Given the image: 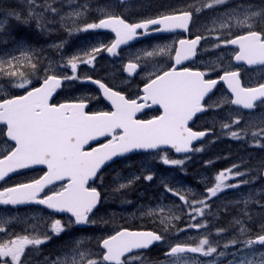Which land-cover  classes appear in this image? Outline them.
I'll use <instances>...</instances> for the list:
<instances>
[{
	"label": "snow or ice",
	"instance_id": "1",
	"mask_svg": "<svg viewBox=\"0 0 264 264\" xmlns=\"http://www.w3.org/2000/svg\"><path fill=\"white\" fill-rule=\"evenodd\" d=\"M27 2L30 8L29 18L35 20L37 28L42 30L45 27L43 13L35 11L34 8V6H41L36 5L35 0H27ZM227 2L228 0H210L209 3L204 4V8L214 9ZM44 7L53 13L56 12L51 5H44ZM253 7L252 5L241 6L242 10L231 9L220 13L213 21V24H218V27L210 29L220 33L214 37L218 43L213 47L235 46L238 49L234 52L235 61H244L248 65H264V27H260V23H264V8L257 11L253 10ZM201 11V8H195L196 13ZM9 14L15 16L17 20L21 19L20 14L16 12ZM82 14L77 11L71 15L79 17ZM101 14L103 18L97 22L87 23L82 28H76L75 31L111 30L115 33V39L109 45L99 42L98 47L91 46L90 49L83 50L82 55L69 57L65 65L70 66L73 75L46 74L39 87H30L31 81L24 73L11 71L15 66L13 62L20 58L35 69V64L31 63L33 57L30 51H22L20 58L13 56L8 59L7 68L4 67L5 61L0 60V75L20 77L22 82L15 84L14 87L25 89L24 95L0 98V123L5 126L4 129H0V133L8 143V147L0 151V181L19 169L33 165L47 167V171L39 179L0 190V205L36 203L56 212L69 213L71 219L66 224L60 219L51 221V233L57 236L73 225L96 223L91 220L90 214L99 203L101 194L96 187L90 186L89 182L98 178L102 169L114 162V158L123 157L135 150H159L161 146H169L175 152L184 153L186 156L193 151H202L201 148H192V142L207 135V131H193L188 124L198 113L212 107L211 105L205 107V98L218 83L223 82L227 85L234 97L230 101L233 105L251 110L256 107L257 102L264 104V83H259L255 87H245L240 82L238 71L225 70L221 67L219 73L222 74L217 73L218 79H207L210 71H216L215 67L210 71L177 67L182 61L189 60L196 54L197 45L202 39L211 38L201 35H196L191 40H179L172 66L169 70L151 73L141 89L143 95L136 99H129L120 91H113L102 81L87 77L89 82L98 86L102 96L110 101L111 111H86L85 100L91 99L90 97L82 98L78 102L51 103L53 94L61 87L63 81L79 79L75 75L78 64L94 65L95 58L101 51L117 55V49L122 45H127L129 41L149 34L150 26L153 32L187 30L193 12L177 9L172 14H161L156 18L132 23L122 16L108 14L103 10ZM24 22L27 23V21ZM234 29L242 34H236ZM54 47L60 49L63 48V44L54 45ZM169 51L168 46H159L153 51H146L144 56L152 57ZM139 60L140 57H137V62H128L124 71L129 75L136 73L141 68ZM153 105L159 106L162 110L160 115L148 120L137 119L138 113ZM239 123V119L232 121L233 125H239ZM231 126L224 124L222 128L230 129ZM229 135L234 139L242 138L239 131H230ZM251 136L255 142L254 146L264 147L261 143L264 141V128L252 132ZM99 137H104L107 142L99 144L98 147H91L89 142L97 141ZM86 145H89L90 150H85ZM160 160L163 164L171 166H183L185 163V160L171 159L167 154L161 155ZM239 167V165H233L216 174L214 186L207 187L205 198L200 200L189 201L186 194L165 185L167 192L177 196L187 205L188 215L193 221L185 228L178 229V232L208 227L206 220L203 223L199 220L210 211L212 198L225 190L239 188L250 182L238 179L248 175L246 172L239 171ZM144 178L151 181L153 176L149 174ZM230 180L237 182L229 183ZM56 181H65V183L61 184L58 190L41 197L45 188ZM132 183L133 180L129 179L127 183L119 184V189H125ZM243 203L246 207L248 200ZM261 207H264V204ZM154 212L155 210H149L148 214L152 215ZM243 215H247V212L245 211ZM161 216L163 233L130 231L122 228L114 235H109L98 242L100 253L81 250L82 241L77 240L76 246L71 250V256H66L63 260L57 259L53 264H139L142 257L135 255V250H146L157 242H164L165 233L173 226L172 221L179 219L174 216L164 217L162 209ZM0 223L5 222L0 221ZM234 223L239 225L240 236L248 234L241 220L236 219ZM223 231L225 230L218 229L217 235ZM261 233L254 239L233 238L222 246L225 251L219 252L220 246H213L207 236L199 239L196 246L176 243L169 247L166 256L177 258L176 264H179L178 254L186 253H198L203 257H212L213 254H217V258L228 255L232 257L228 264H264V252H259L257 256L253 247L255 245L264 247V226L261 227ZM13 235L15 238L0 242V264H22L21 257L26 247L39 246L51 239L48 234H44L42 238L38 235ZM229 248H234L236 251L227 252ZM246 249L247 254H245ZM210 264H215V261H211Z\"/></svg>",
	"mask_w": 264,
	"mask_h": 264
},
{
	"label": "flooded vegetation",
	"instance_id": "2",
	"mask_svg": "<svg viewBox=\"0 0 264 264\" xmlns=\"http://www.w3.org/2000/svg\"><path fill=\"white\" fill-rule=\"evenodd\" d=\"M209 2L210 0H125V2L122 3L121 0H90V4L87 5V7H80L83 14L80 16V19L76 22V24H74V27L69 28L70 30L75 31L76 28H82L87 23L97 22L100 18H103L101 10L108 14L122 16L130 23L149 18H156L161 14H172L177 9L192 11L193 15L187 30L177 29L172 32H153L151 31L150 26L149 34L140 36L133 41H129L127 45H123L117 49V55H111L106 51H101L96 56L94 65H88L85 63L78 64L75 75H77L79 79L74 80L76 81V84L68 83V85L66 82H71V80L63 81L60 89L53 94L50 102L54 104L78 102L82 98L90 97L91 99L85 100V103L87 104L85 109L86 111H111V103L105 100L101 92L98 90V86L89 82L87 77H91L92 80L102 81L107 86L111 87L113 91H120L129 99H136L137 97L143 95L141 89L143 88V84L147 82V78L151 73L158 72L160 70L166 71L172 66L174 63L175 49L179 47V40H191L194 39L196 35L211 38L202 39L197 45L196 54L189 60L182 61L181 65L177 66L178 68L187 67L192 70L210 71L213 67H215L216 71H210V75L206 78L218 79L217 73H219V69L222 67L225 70L238 71L243 82H246V72H264V66L250 69L245 63H235L233 56L234 52L238 50L235 46L227 48H214L213 45L218 43L214 37L220 33L217 31H210V29L218 27V24L214 25L213 21L217 19L220 13L231 9L242 10L241 6L247 7L248 5L254 6L253 10L258 11L260 8H264V0H228L225 5L217 6L214 9L204 8V4ZM195 8H201L202 11L196 13ZM260 27H264V23H260ZM234 31L236 30L234 29ZM236 34H242V32L236 31ZM75 37H87L91 40L94 46L98 47L99 42L109 45L115 39V33L111 30L101 29L88 32H78ZM159 46H168L170 51L168 53L158 54L152 57L144 56L146 51H153V49H156ZM137 57H140L139 63L141 68L138 69L136 73L129 75L126 71H124V68L130 61L137 62ZM226 60L231 62L230 66L224 64V61ZM58 66V71L48 72L47 75H68L65 72H70V75H73L70 66H66L63 62H58ZM42 80L43 78L41 81ZM259 83H264V79L253 84H249L248 86H255ZM30 87H39V83L37 82L36 84H31ZM223 90V84L219 83L215 92L205 99V107L207 108L209 105L212 107L205 111V113H202L195 118L192 125L193 129H204L206 131H210L209 136H218L215 135V130L213 129L214 127L208 125L207 115L214 112L213 104L216 102L219 93ZM12 92L13 93L7 98L24 95L25 89L18 88ZM160 113L161 110L158 106L149 107L137 114V119L148 120L154 116L160 115ZM4 128V125H0V129ZM0 142L2 144V149H6L8 147L6 138L2 133H0ZM106 142L107 140L104 137H99L97 141L89 142V145L91 147H98L99 144ZM89 145L85 146V150H90ZM158 152L159 151L154 153L135 154L116 160L112 164L105 166L99 173L98 178H94V181L89 182L90 186L96 187L101 194L99 203L93 210V213L90 214L91 220L96 221L95 224L90 223L87 225H73L71 228H68L65 232L57 236L51 233V221L60 219L66 224L71 219V215L69 213L56 212L55 210L48 209L46 206L40 205L22 207L0 206V213L24 211L38 212L43 216V228L34 230L30 234H17L13 231L12 233L7 231L9 236L4 240H0V242H7L9 239L15 238L13 234L19 236L38 235L41 238L44 234H48L51 236V239L47 242L35 247H26L25 253L21 257V261L22 264H53V262L57 259L63 260L66 256H71V250L76 246L77 240L82 241L81 250L100 253L101 249L98 242L103 238H107L109 235H114L116 231H119L122 228H127L130 231H156L158 233H163L164 227L160 222L162 218L161 212L149 215L144 212L145 210H143V212L133 211L135 204L141 202H147V205H157L158 202H162L167 206L166 210L163 212L164 217L174 216L179 217V219H174L172 221L173 226L167 233H165L164 242H157L146 250H135L134 254L142 257V261L139 262V264H176L177 258L166 256L169 247L174 246L176 243L196 246L199 239L207 236L213 246H220L218 247L219 252L225 251L222 246L233 238L240 239L239 225L235 224L234 221L236 219L242 221V219L239 218L238 214L234 213L217 215L206 214V216L203 219H200L199 222L203 223L206 220L208 223L207 228L199 230L189 229L187 231L178 232V229H183L189 223L193 222L188 215L189 208L187 205L177 196L164 191L166 185L165 182L168 181L167 186L170 187V185L172 186L175 183L178 184L179 178H168L167 181L159 182L158 184L149 182V185L146 186L148 190L141 198H136L138 196L135 194V191L138 188L141 189L139 183L144 182V177L148 174H157L156 170L152 169L151 171L147 170L140 173L141 177L125 189H119V186H116L121 182L109 179L110 174L114 173L118 169H120V172L124 173V171H127V168L132 166L133 168H136L135 171H139L141 168L140 165L145 166L148 164V161L143 164H136L132 161H136L137 159L149 156V154H156ZM161 152L164 151L162 150ZM155 163H157V159L155 160ZM235 163V161H231V167L235 165ZM263 169L264 165L261 170H259L260 176L258 179L264 180L262 174ZM45 171H47V167L46 165H43L10 176L8 179L0 182V190L5 187H12L19 183H29L34 179H39L44 175ZM200 171L201 170L198 172ZM32 174L35 175L30 177ZM186 178V183L188 185L194 187L197 186V189L200 190L201 185L196 179L191 176ZM232 181L233 180H230L229 183ZM63 183H65V181H56L52 185H48L44 192L41 193V197L45 194H51V192L58 190ZM132 189L135 191L131 192ZM174 190L179 191L182 194H186L187 199H191L189 197L193 196L188 190L181 191L178 188H174ZM224 193H229L230 196H233L232 189L221 192V194ZM252 204L255 205V203H251V210H257L259 208L257 205L256 207H253ZM239 205L240 204L238 202H235L226 207H234L237 210ZM157 211L158 210H155V212ZM261 213V215H264V212ZM240 214L243 215V213ZM244 216L247 217L249 221L250 216L252 217L251 219L254 220V215H252V213L251 215L247 214ZM213 220L217 222L212 223ZM262 221L263 223L261 227L264 226V219ZM254 223H252L254 228L248 231V234L244 236V239H254L256 236L262 234L261 228L256 229V225ZM18 226L21 230L22 228H26L30 231L36 227V223L30 222L29 220L19 221ZM218 229H224L225 231L217 235ZM3 231L4 230L0 231V235ZM253 247L257 256L259 252H264V247L262 246L255 245ZM226 251L233 252L236 251V249L229 248ZM246 252H248L247 249L245 250V253ZM178 255L179 264H210L211 261H215V264H228V261L232 259V257L228 255L217 258V254H213L212 257H203L198 253Z\"/></svg>",
	"mask_w": 264,
	"mask_h": 264
},
{
	"label": "rangeland",
	"instance_id": "3",
	"mask_svg": "<svg viewBox=\"0 0 264 264\" xmlns=\"http://www.w3.org/2000/svg\"><path fill=\"white\" fill-rule=\"evenodd\" d=\"M43 5H51L52 8L56 9V12L46 11L47 8H44L43 11H37L43 13V21L45 27L41 30L37 28V23L35 20L30 19L29 15L27 18L17 20L15 16L10 15L11 12H5L2 15L0 14V60L5 61L4 67L7 68L8 65L6 61L11 57L15 56L20 58L22 51H30L32 54V64H35V69H33L27 61L23 58H20L18 61H14V67L11 71L22 72L24 75L31 81V84L39 82L42 78L45 77L48 72H55L59 70L58 62H63L73 56V55H82L83 50L90 49L91 46H94L89 38H77L75 37L78 32L70 30L69 28L74 27V24L80 19L74 15H71L74 12H83L80 7L90 4V0H42ZM21 16V15H20ZM63 17V19H61ZM12 20L15 23H25L30 25V31L16 33L15 23L13 24V30L10 29ZM77 26V25H75ZM21 31V30H17ZM71 33V34H70ZM31 36L32 39H29ZM43 39L44 41H41ZM33 41V43H31ZM63 44V48H56L54 45ZM224 64L227 66L231 65L229 60L224 61ZM46 65V66H45ZM47 69V72H46ZM70 75V72H65ZM64 73V74H65ZM264 79V72H255V73H245V84H253L259 80ZM22 80L20 77H9L7 75H0V98H7L14 91L17 90V87H14L15 84L21 83ZM76 84V81L71 80L66 84ZM69 85V84H68ZM231 98L226 91H221L214 102V112L207 115L208 125L216 126L218 133L215 132V135L219 136L221 134L228 139H223V144L225 149L222 148H208L212 142L217 140L218 136H213L206 145H201L199 148L203 149L202 151L196 152L182 157H172L167 152L159 151L156 154H149L144 158L137 159L136 164H143L148 161V164L145 166L140 165L141 168L139 171H135L136 168L130 166L127 168V171L120 172L118 169L114 173H111L109 179L112 181H117L121 183H126L129 179H132L133 182L137 181L136 177H141L142 172L151 171L152 169L157 171V174L150 173L153 176L151 181L144 180L138 185L141 186V189H134L131 192L135 191L136 198H141L144 196L145 192L148 190L146 186L149 185V182L158 184L159 182L167 181L168 178H179L178 184L170 185L171 188H178L181 191L188 190L192 197L188 199L200 200L205 198V191L207 187L214 186V177L222 170L231 168V161L236 160L235 165H239V171L246 172L248 175L238 178L241 180H249L248 184L241 185L239 188L232 189L233 196H230L229 193L221 194L219 193L217 197L212 198L210 201L211 209L207 214L217 215V214H238L239 218L242 219L244 226L247 230H252L254 228V223L256 229H260L263 223L264 215H261V212H264V207H261L264 204V180L258 179L260 176L259 170H261L264 165V147L254 146V140L251 136V133L254 131H259L261 128H264V108L254 112L245 114L238 109H235L230 104ZM219 105V106H218ZM216 109V110H215ZM239 119V125H233L232 121ZM229 124L232 125L230 129H223L222 125ZM230 131H239L241 133L240 139H234L229 135ZM264 144V141H261ZM5 145V144H4ZM5 149V148H3ZM2 144L0 142V151H3ZM211 153V154H210ZM167 154L171 159H183L185 163L183 166H171L165 165L161 162L160 156ZM157 159V163L155 160ZM216 159V160H215ZM222 163V166L221 164ZM139 166V167H140ZM201 170L200 172H198ZM123 173V174H122ZM35 174L30 175L33 177ZM149 175V174H148ZM188 176L196 179L199 182L200 190L197 189V186H190L186 183ZM162 177V179H159ZM236 180H233L231 183H236ZM120 183V184H121ZM168 181L165 182L167 185ZM116 186H119L117 184ZM165 192L166 189H164ZM248 200L247 206L245 207L243 201ZM239 202V208L226 207L232 203ZM147 202L136 203L133 211L134 212H143L149 213V210H158L156 213L161 212V209L166 210V204L158 202L157 205H147ZM251 203L253 207L259 206V208L250 209ZM160 210V211H159ZM247 212V214L252 213L254 215V220L250 216V221L247 217L240 213ZM240 212V213H239ZM251 212V213H250ZM261 215V217H260ZM157 218V217H155ZM36 223L35 230L43 228V216L38 212H9V213H0V221L5 223H0V229H3V233L0 235V240H4L9 236L7 231L12 233L20 234H30L33 229L28 231L26 228H21L18 226L19 221H26ZM217 221H212V223ZM239 227V226H238ZM240 239L243 240L244 236H240ZM246 252L245 254H247Z\"/></svg>",
	"mask_w": 264,
	"mask_h": 264
},
{
	"label": "trees",
	"instance_id": "4",
	"mask_svg": "<svg viewBox=\"0 0 264 264\" xmlns=\"http://www.w3.org/2000/svg\"><path fill=\"white\" fill-rule=\"evenodd\" d=\"M35 3H36V5L41 6V7H35L34 6L35 11H43L44 10L45 7L43 5V1L42 0H35ZM29 11H30V8H29L27 0H0V14L1 15L3 13H5V12H16V13L21 15L22 19H24V18H27ZM46 11H49V10H46ZM14 23H15L14 20H12L11 27H10L11 30H13V24ZM17 30H21V31H17ZM30 30H31L30 29V25H27V24L22 23V22L21 23H15V30L14 31H16V33H20V32H23V31L28 32ZM32 41H34V40H32ZM224 138H225L224 135H220L217 138V140L212 142L207 147V149L216 147V148H222L224 150L225 147H224L223 144H226L228 146L227 143L223 142ZM226 142H227V140H226ZM220 164L222 166V163H220Z\"/></svg>",
	"mask_w": 264,
	"mask_h": 264
},
{
	"label": "water",
	"instance_id": "5",
	"mask_svg": "<svg viewBox=\"0 0 264 264\" xmlns=\"http://www.w3.org/2000/svg\"><path fill=\"white\" fill-rule=\"evenodd\" d=\"M237 62V61H236ZM240 62H242V63H245V64H247L246 62H244V61H240ZM247 66H249V67H254V66H258V65H248L247 64ZM241 82V81H240ZM226 85V84H225ZM226 87H227V85H226ZM228 89V88H227ZM229 90V89H228ZM229 92H230V90H229ZM231 93V92H230ZM232 95V94H231ZM106 99V98H105ZM233 99H234V97H233ZM107 100V99H106ZM235 106H238V107H240V108H242L243 110H245V111H249L248 109H244L242 106H239V105H235ZM251 110H253V109H251ZM192 121V120H191ZM191 121H189V123L191 122ZM0 124H2V123H0ZM205 137V136H204ZM204 137H201L199 140H196V141H193L192 142V146L195 144V143H197V142H199V141H201V140H203V138ZM161 148H169V149H171L169 146H161ZM174 152H175V150L174 149H172ZM138 151H153V150H135V151H133V152H131V153H135V152H138ZM131 153H127V154H131ZM127 154H125V155H127ZM175 154H184V153H177V152H175ZM115 159V158H114ZM34 166H38V165H33V166H30V167H28V168H25V169H19V170H17V171H23V170H26V169H29V168H32V167H34ZM16 171V172H17ZM15 173V172H14ZM10 174H12V173H10ZM9 174V175H10ZM263 177H264V169H263ZM24 205V204H23Z\"/></svg>",
	"mask_w": 264,
	"mask_h": 264
},
{
	"label": "bare ground",
	"instance_id": "6",
	"mask_svg": "<svg viewBox=\"0 0 264 264\" xmlns=\"http://www.w3.org/2000/svg\"><path fill=\"white\" fill-rule=\"evenodd\" d=\"M223 242H224V241H223ZM223 242H222V243H223ZM220 244H221V243H220Z\"/></svg>",
	"mask_w": 264,
	"mask_h": 264
}]
</instances>
